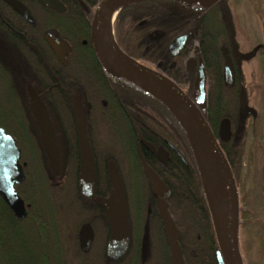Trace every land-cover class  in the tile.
I'll list each match as a JSON object with an SVG mask.
<instances>
[{
    "label": "trees",
    "instance_id": "1",
    "mask_svg": "<svg viewBox=\"0 0 264 264\" xmlns=\"http://www.w3.org/2000/svg\"><path fill=\"white\" fill-rule=\"evenodd\" d=\"M231 12L229 0L208 2L139 0L118 11L113 28L117 46L126 55L146 65L166 59L167 47L176 37L189 31L194 32L197 50L193 53L199 56L204 65V118L218 141L237 187L241 205L237 226L239 234L245 229L247 222L246 211L242 208L244 200L240 192L246 128L249 119L254 118L255 115L241 117L240 89L244 88L247 100L249 90L247 81L240 74L241 70L238 69L236 59L233 60L235 72L233 83L227 85L223 76L225 56L234 52L233 47L240 51L236 44ZM155 32L164 35L151 40L149 36ZM187 54L189 52L185 53L186 57ZM89 59L90 65L96 64L93 54ZM70 67L79 71L76 65ZM90 69H93L92 66ZM79 72L85 74L82 81L86 92L82 95L81 91L80 99H83L88 107L90 115L88 121L105 123L111 132L108 136L109 145L101 149L100 154L105 161L97 162L95 169L100 172L96 173L95 181L107 178L108 182V176L103 175L100 165L112 159L113 162H109L105 169L108 173L110 164H113L119 172L126 190L127 202L155 201L153 192L143 175L141 160H144L168 190V196L162 198L163 203L166 204L163 205V209L177 232V244L183 263L219 264L218 243L199 171L183 127L172 111L154 94L123 79L116 80L101 65H98L95 71L87 72L83 69ZM87 74H104L106 79L100 80L99 86L106 91L101 93L97 84L90 81V78L87 79ZM107 78L118 82L115 91L109 90ZM171 78L185 93L188 95L191 93L194 81L180 80L175 75H171ZM100 100L106 101L105 107ZM53 103V114L57 112L58 121H75L74 116L67 109L56 111L55 107L63 105V98L54 95ZM223 122L226 124L227 133L221 128ZM130 123L136 124L135 131L129 129ZM5 130L13 135L10 129L5 128ZM138 138L142 142H139ZM16 143L19 149L25 150L19 135H16ZM150 144L151 148H149ZM172 147L183 155L187 165ZM27 162L29 165V161ZM73 164H77V160ZM129 171H135L134 178L128 176ZM38 181L36 185L42 187V191L32 197L30 195L28 201L49 203L53 200L64 205H30L26 217L18 220L0 197V264H68L69 262L64 255L66 249L59 240L58 234L60 231L63 232V228L65 230L71 217L77 223L79 220L82 221L85 215L80 216V219L70 215L68 208L71 205H65L71 200L68 193L63 194L60 191L55 200L53 194L50 198L51 193L48 191L50 182L46 181L44 167ZM70 181L67 178L63 185H71ZM29 182H33L31 178ZM19 186L16 185L15 189L21 194ZM76 200L74 199L75 202L80 201ZM76 206L84 207V205ZM146 206L148 207V205H138L139 218L136 223H132L133 237L128 241V247L122 256L109 259L102 255L93 261L87 258L86 254H82L76 246L74 260L78 261V264H171L162 218L157 209L156 215L147 216ZM60 211L63 215V224L57 220L56 213ZM145 218L149 219V224L148 230L143 232ZM61 226L63 228H60ZM142 234H145L144 240H141ZM238 247L244 264L239 240Z\"/></svg>",
    "mask_w": 264,
    "mask_h": 264
},
{
    "label": "flooded vegetation",
    "instance_id": "2",
    "mask_svg": "<svg viewBox=\"0 0 264 264\" xmlns=\"http://www.w3.org/2000/svg\"><path fill=\"white\" fill-rule=\"evenodd\" d=\"M101 1L0 0V128L5 132V128L10 129L13 135L8 132L6 133L11 135L15 141L16 135H19L22 145L25 148L24 151L19 149V162L22 165L24 178L18 184L20 185L21 194H17L23 200L27 213L30 205H64L58 204L53 200L49 203L34 200H31L32 202L28 201L30 195L32 197L42 191V187H38L36 182L38 183V179L40 180L42 167H44L46 174L49 165L52 169L51 171L54 173L51 176L50 187L48 189L51 193L50 198H52L53 194V199L55 200L60 191L63 194L68 193L71 200L65 205H71L68 208L70 215L76 216L79 219L82 215H85L82 221L79 220L77 222L78 225L74 229V248L77 246V249L82 254H88L97 244L95 251L97 257L102 256V254L105 255V249H108V239L111 233V225L106 217L104 207L97 199L107 198L109 195V172L107 173L105 167H107L109 162H113V160L109 159L100 165L103 175L108 176V182L107 178L106 180L95 181L96 173L100 172L98 169L96 171L95 168L98 161H105V158L100 153L104 146L109 145L110 140L108 136L111 132L105 123L88 121L90 116L88 107L82 101L83 99H80L81 91L82 95L86 92L82 81V77L85 78V74L79 71H83V69L87 72L95 71L98 65H101L91 39L92 19ZM113 26L114 21L112 24L114 38ZM163 35V33L155 32L149 38L153 40ZM50 41L53 43V46L50 44ZM193 43L197 44L194 32L189 36L183 48L176 52L175 55L169 52L168 46L166 59L158 60L150 65H146V63L142 64L167 76L171 80H173L171 75H175L180 80L195 81L201 60L198 55L193 53V51L197 50V45L193 46ZM186 52H189L187 57L185 55ZM91 54H93L96 64L90 65L89 56ZM228 55L232 59L231 54ZM188 63H190L189 66ZM201 64L204 70V65L202 62ZM71 65H76L79 71L72 69L70 67ZM90 66L93 69H90ZM89 78L90 81L97 84L102 91L101 93L106 91L103 87L99 86L100 80L106 79L104 74H87V79ZM107 80L109 90L115 91L118 82L109 78ZM192 90L193 88L191 92ZM191 94L187 95L191 96ZM54 95H59L64 99L63 105H59V107L61 106L60 108L55 107L56 111L65 108L74 116V102H78L83 107V129L93 160L92 180L88 193H83L79 185L80 153L79 132L76 121H59L60 129L63 130L65 135L62 146H66L64 155L68 161L67 171L64 174L66 175L65 177L71 180V185L56 184L58 180L57 173L60 170L61 164L60 156L62 154H60V151L62 150L59 147V143H57L56 132L49 117V113L54 111L52 110L54 106ZM100 103L103 107L106 106V101L100 100ZM28 111L33 118L32 120L29 117L31 121L27 117ZM36 113H39L44 119L46 118L45 121L42 122ZM46 125L52 132L56 145L57 165L55 167L51 166L47 151L44 147L43 135ZM33 126L35 128L34 133L31 132V127L33 128ZM129 129L135 131L136 124L130 123ZM138 140L142 142L140 138ZM151 147L152 145L150 144L149 148ZM172 149L177 153L174 147ZM76 160L77 164L74 165L73 163H76ZM27 161H29V165ZM134 172L129 171L128 175L134 178ZM117 174L125 198L127 223L126 247L120 254L115 256L120 257L125 253L128 247V241L133 237L132 223H136L139 218L138 205H148V207L146 206L148 216L156 215V209L160 215L159 206L163 208V205L166 204L158 201L159 198L157 196H154L155 201L151 200L148 203L127 202L125 197L126 190H124L119 172ZM143 175L146 178L144 170ZM100 176L102 177V175ZM30 178L33 182H29ZM148 184L146 183V185ZM74 199L80 201L76 200L77 202H75ZM76 205H84V207ZM84 224H89L93 231V240L87 252L81 250L78 237L79 230ZM148 224L149 219L145 218L143 221V232L148 230ZM144 238L145 234H142L141 240H144Z\"/></svg>",
    "mask_w": 264,
    "mask_h": 264
},
{
    "label": "water",
    "instance_id": "3",
    "mask_svg": "<svg viewBox=\"0 0 264 264\" xmlns=\"http://www.w3.org/2000/svg\"><path fill=\"white\" fill-rule=\"evenodd\" d=\"M123 0H102L97 6L91 24V39L94 50L104 70L111 76L121 78L157 96L172 111L185 131L188 142L192 149L196 166L199 171L202 187L207 198L210 209L215 236L219 248V264H242L238 251V191L227 160L218 144V141L204 118L205 112V87L204 70L200 67L193 83V92L188 96L173 80L167 76L138 62L126 55L113 40H109L103 33V26L109 13ZM139 1V0H137ZM191 2H208L211 0H186ZM136 2V1H135ZM134 3V2H133ZM131 4V3H130ZM122 7L119 8V10ZM118 10V11H119ZM117 11V12H118ZM192 31L176 37L169 45L168 50L172 55L181 50L186 44ZM53 46V43L50 41ZM63 58L62 56H60ZM190 63H188L189 66ZM234 64L229 55L225 56L223 76L227 85L234 81ZM150 87L155 88L166 95L167 99L160 97ZM170 101L184 116L189 127L196 132L201 150H196L190 141L189 132L180 118L175 114ZM239 111L241 117L255 115V110L247 105L244 88L240 89ZM74 118L79 132V185L83 193L89 192L93 173V160L87 138L83 129L84 111L78 103L73 104ZM38 118L44 122L45 119L36 113ZM222 130L226 131V124H221ZM44 147L47 151L52 167L57 165V150L52 132L46 125L44 127ZM179 157L187 165L183 155L177 151ZM205 156L211 166V175L221 191V201L213 205L207 193L205 170L202 156ZM20 150L15 139L0 128V197L13 212L18 220L27 215L23 200L17 194L15 186L21 183L24 178L22 165L19 162ZM143 170L154 196L159 197L158 201L168 196V190L157 175L142 160ZM110 192L107 198L97 199L102 204L105 214L111 225V233L108 239V250L116 256L126 247L127 223L125 198L121 183L113 164L109 166ZM160 215L163 221L164 231L170 251L171 264H184L180 248L177 244V232L162 206H159ZM79 246L83 252H87L93 240V231L89 224H84L79 230Z\"/></svg>",
    "mask_w": 264,
    "mask_h": 264
},
{
    "label": "rangeland",
    "instance_id": "4",
    "mask_svg": "<svg viewBox=\"0 0 264 264\" xmlns=\"http://www.w3.org/2000/svg\"><path fill=\"white\" fill-rule=\"evenodd\" d=\"M229 5L233 16L231 21L234 22L233 30L236 34V44L240 48L239 51L236 47H233L234 52L231 55L233 60L236 59L238 69L241 70V76L247 81L249 90L248 100L246 96L247 105L255 110V117L249 119L246 128L240 179V192L244 200L242 208L246 211L247 222L245 229L240 231L239 234L237 232V236L242 250L243 263L264 264V0H229ZM196 45V43H193V46ZM27 117L28 120H33L29 111ZM49 117L56 132L57 143H59L62 150L60 151V154H62L60 156L61 164L57 173L58 180L56 184L63 185L67 178L64 173L67 171L68 164L64 155L66 146H62L65 135L63 130L60 129V122L56 113L50 112ZM31 129V132L34 133V126ZM42 166L44 165L42 164ZM51 170L48 165L45 174L47 183L51 181V176L54 175ZM129 177L131 178V176ZM53 183L55 184V182ZM49 187L50 183L48 189ZM240 209L238 194V213ZM56 214L57 220L63 224L62 212ZM75 223L76 220L71 217L65 230L61 226L63 232L60 231L58 234L59 240L66 249L64 255L69 261L68 264H78V261L74 260L76 253L74 229L77 227V223ZM96 249L97 244L85 256L96 261ZM102 255L103 257L107 256L109 259L115 257L108 252L107 248L105 249V255Z\"/></svg>",
    "mask_w": 264,
    "mask_h": 264
},
{
    "label": "bare ground",
    "instance_id": "5",
    "mask_svg": "<svg viewBox=\"0 0 264 264\" xmlns=\"http://www.w3.org/2000/svg\"><path fill=\"white\" fill-rule=\"evenodd\" d=\"M135 1H137V0H123L116 7H114L112 9V11L109 13V15H108V17L106 19V22H105V24L103 26V33L109 40H111V41L113 40L112 24H113L115 15L117 14V11L119 10V8L120 7H124L125 5H129L130 3H133ZM150 88L153 91H155V93H157L163 99H167L166 95H164L159 90H157L155 88H152V87H150ZM168 102H169V105H171V107H172L173 111L175 112V114L178 116V118H180V120L182 121L184 126L187 127L188 132H189V138H190V141L192 142L194 148L196 150L200 151L201 150V144L199 142V138H198L196 132L194 131L193 128L189 127V124L187 123V121L184 118V116L181 115L179 110L170 101H168ZM201 158H202L203 167H204V170H205V180H206V185H207V193H208L209 198L211 199V202L214 205V204L219 203L221 201V198H222L221 191L219 190V185L216 184L214 182V180H213V177L211 175L212 168L209 165L208 159L204 155Z\"/></svg>",
    "mask_w": 264,
    "mask_h": 264
}]
</instances>
